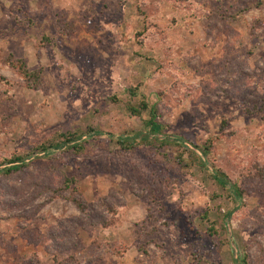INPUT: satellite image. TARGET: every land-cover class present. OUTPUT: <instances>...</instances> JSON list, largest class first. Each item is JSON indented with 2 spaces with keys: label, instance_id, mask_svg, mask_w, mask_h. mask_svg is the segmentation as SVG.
I'll list each match as a JSON object with an SVG mask.
<instances>
[{
  "label": "rangeland",
  "instance_id": "374dc122",
  "mask_svg": "<svg viewBox=\"0 0 264 264\" xmlns=\"http://www.w3.org/2000/svg\"><path fill=\"white\" fill-rule=\"evenodd\" d=\"M242 259L264 264V0H0V264Z\"/></svg>",
  "mask_w": 264,
  "mask_h": 264
},
{
  "label": "trees",
  "instance_id": "16d2710c",
  "mask_svg": "<svg viewBox=\"0 0 264 264\" xmlns=\"http://www.w3.org/2000/svg\"><path fill=\"white\" fill-rule=\"evenodd\" d=\"M8 65L14 69H16L17 71H19V73L22 75L23 79H24V82L26 84V86L28 87H32V88H35L37 86H39L41 80H40V73L39 71H29L25 64L22 63V61H11L8 63ZM148 108V105L146 102L142 101L138 106H135V105H130L128 104L126 106V109L131 113V114H136V115H140L142 111L144 110H147ZM150 117L149 119L146 121V125L148 126L149 128V132L150 133H158V132H161L162 128H163V124L160 123L159 121L156 120V111L154 109V106L150 107ZM63 136V141L62 143H65V142H70L75 134H71L70 137H67L66 134L64 135H61ZM123 144V143H122ZM126 147L130 146L127 145V143H125ZM53 146H57L59 147L58 144H55ZM38 148L41 150V151H44L46 149V146L45 145H40L38 146ZM71 148L72 150H74L76 153H80L82 150H83V147L82 145L80 144H77V143H74L71 145ZM200 151L201 153L204 155V156H207V151H208V147L205 145H202L200 147ZM5 162H8V164H10L8 167H5V169H2L1 173H4V174H9L10 172L12 171H16L18 170L22 165V162L23 159L22 157L20 156H13L11 157L10 159H4ZM215 180L216 182H218L220 185L224 186L225 182L222 181L219 177H215ZM75 181V178L74 177H70V178H64V180L62 181L63 183V186L65 188H69V186L71 184H73ZM59 196V195H58ZM72 201L75 203V205L83 210L84 208V204L80 201V200H77L75 198L72 199ZM212 235H215L214 233H212ZM242 264H245V259H242Z\"/></svg>",
  "mask_w": 264,
  "mask_h": 264
}]
</instances>
